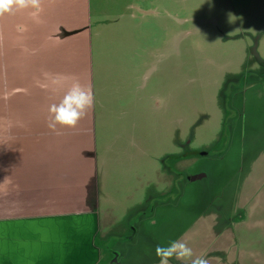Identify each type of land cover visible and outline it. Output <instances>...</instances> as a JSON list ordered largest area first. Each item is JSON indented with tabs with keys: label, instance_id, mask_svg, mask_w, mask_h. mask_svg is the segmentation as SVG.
Returning <instances> with one entry per match:
<instances>
[{
	"label": "rangeland",
	"instance_id": "374dc122",
	"mask_svg": "<svg viewBox=\"0 0 264 264\" xmlns=\"http://www.w3.org/2000/svg\"><path fill=\"white\" fill-rule=\"evenodd\" d=\"M76 1L92 47L107 55L101 66L98 57L90 60L94 144L86 161L97 180L90 202L110 211L100 217L98 261L110 264L115 250L122 264H158L157 247L183 239L207 264H264V0ZM63 2L72 0H52L41 6L48 17L41 16L58 9L68 18ZM18 24L4 25L8 47L19 41ZM157 49L170 55L166 85L156 84L166 82L165 71L147 83L148 68L130 67L125 57L149 58ZM20 142L2 139L0 147L20 150ZM196 174L203 179L180 185V177ZM148 204L155 211L143 217ZM8 218L9 224L0 220V240L10 242L12 255L24 235L38 237L29 248L56 234L31 232L34 215ZM80 246L76 264H83ZM46 256L58 260L60 252Z\"/></svg>",
	"mask_w": 264,
	"mask_h": 264
},
{
	"label": "crops",
	"instance_id": "0c3cea01",
	"mask_svg": "<svg viewBox=\"0 0 264 264\" xmlns=\"http://www.w3.org/2000/svg\"><path fill=\"white\" fill-rule=\"evenodd\" d=\"M48 5L41 3V6ZM62 8L68 9V18H63L58 9L47 19L41 16L48 17L43 9L35 16L34 10L26 9L0 17V140L4 144L11 137L21 141L14 145L20 150L8 149L7 145L0 147V220L9 224L10 215H34L36 220L31 232H56L47 245L29 248L27 242L37 241L38 237L24 235L17 241L13 255L11 246L5 244L10 242L3 238L0 264H41L37 258L48 263L76 264L79 243L83 264L99 263L96 240L104 222L100 217L110 211H97L90 202L91 191L97 185L95 168L86 161L93 154L92 109L75 128H58L60 134L50 130L47 124L49 106L59 102L73 78L90 88V60L98 57L101 66L100 60L107 55L92 47L89 26L78 2H63ZM12 21L19 22L26 30L14 27L13 38L19 41L8 47L3 28L6 22ZM8 49L15 52L8 54ZM125 57L130 67L145 68L147 61L148 73L165 71L169 76L170 55L160 49L149 58L131 53ZM131 78L130 75L126 81L128 86ZM162 79L158 78L156 84L161 85ZM76 133H83L84 138H76ZM75 144L74 160L81 161L77 168L71 166L74 160L70 162L67 157ZM93 215L96 223L92 219L89 224ZM7 233V229L2 230L3 237ZM56 251L60 252V259L46 256Z\"/></svg>",
	"mask_w": 264,
	"mask_h": 264
},
{
	"label": "clouds",
	"instance_id": "9594fccd",
	"mask_svg": "<svg viewBox=\"0 0 264 264\" xmlns=\"http://www.w3.org/2000/svg\"><path fill=\"white\" fill-rule=\"evenodd\" d=\"M32 9V15L42 11L41 0H0V17L6 14ZM20 31L26 30L20 26ZM57 83V81H53ZM94 106V97L91 88H87L73 78L71 86L64 93L58 103H52L48 108V128L60 134L58 128H75ZM158 264H170L175 260L178 264H207L202 257H194L187 241L178 239L171 241L167 247L158 246L156 249Z\"/></svg>",
	"mask_w": 264,
	"mask_h": 264
},
{
	"label": "flooded vegetation",
	"instance_id": "af4514ba",
	"mask_svg": "<svg viewBox=\"0 0 264 264\" xmlns=\"http://www.w3.org/2000/svg\"><path fill=\"white\" fill-rule=\"evenodd\" d=\"M44 1V3L46 4V5H48V3H47V0H41V3ZM177 31H180V29H176ZM145 68H148V71H150V69H149V66H148V62L146 61L145 63H144V65H143ZM152 73H148V75H147V77H146V82L148 83L149 81H150V78L152 77ZM168 78H166V82L165 83H161V84H163V85H166V83H168ZM160 93V92H159ZM164 93H166V95H169L170 94V86H167L166 88H165V90H164ZM166 99V98H165ZM167 100V99H166ZM168 117H169V114H166L164 117H163V119H168ZM207 174V178H209V174L208 173H206ZM196 175H199V174H196ZM192 176H195V175H185V177H184V179L182 178V177H180V179H179V183H180V185L182 186L183 185V183H184V181H192L191 180V177ZM195 181V180H194ZM160 203H158L157 205H159ZM141 209V211H142V213H141V215L144 217V216H150L151 215V213H153L154 211H155V207H154V205L153 204H148V206L147 207H144V208H140ZM136 231V230H135ZM99 238H101V237H99ZM122 256H123V253L122 252H120V251H113V253H112V260H111V262H110V264H122ZM98 264H101V261L98 263Z\"/></svg>",
	"mask_w": 264,
	"mask_h": 264
},
{
	"label": "water",
	"instance_id": "95a60500",
	"mask_svg": "<svg viewBox=\"0 0 264 264\" xmlns=\"http://www.w3.org/2000/svg\"><path fill=\"white\" fill-rule=\"evenodd\" d=\"M205 177H206V175H205ZM198 179H203V176H202V175H199V176L195 175V176H192V177H191V180H192V181H194V180H198Z\"/></svg>",
	"mask_w": 264,
	"mask_h": 264
},
{
	"label": "trees",
	"instance_id": "16d2710c",
	"mask_svg": "<svg viewBox=\"0 0 264 264\" xmlns=\"http://www.w3.org/2000/svg\"><path fill=\"white\" fill-rule=\"evenodd\" d=\"M168 74H169L168 79H169V80H172L171 69H170V68H169Z\"/></svg>",
	"mask_w": 264,
	"mask_h": 264
}]
</instances>
